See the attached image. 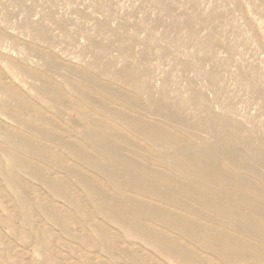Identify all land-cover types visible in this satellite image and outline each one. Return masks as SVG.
<instances>
[{
  "label": "rangeland",
  "instance_id": "1",
  "mask_svg": "<svg viewBox=\"0 0 264 264\" xmlns=\"http://www.w3.org/2000/svg\"><path fill=\"white\" fill-rule=\"evenodd\" d=\"M118 119L154 124L163 143L157 137L155 146L149 140L154 137ZM92 120L117 137L113 154L125 159L120 164L146 165L167 178L175 175L182 185L190 184L188 178L159 166L177 161L176 145L195 150L227 127L235 150L223 154L256 158L240 142L264 140V0H0V264L82 258L92 264H171L117 221L125 196L134 206L178 207L148 197L131 181L121 186V165L101 150L107 140L96 145L100 137L86 139L95 138L83 132ZM108 134L102 137L109 140ZM26 135L39 147V159L9 145L8 139L19 143ZM8 151H18L38 174L27 175ZM259 162L257 175L246 172L245 180L264 193ZM156 184L184 201V192L170 191L165 181ZM134 206L129 212L137 216ZM200 207V222L248 245L231 252L232 264H264V236L250 240ZM195 254L214 258L204 250ZM215 264L223 263L217 258Z\"/></svg>",
  "mask_w": 264,
  "mask_h": 264
},
{
  "label": "bare ground",
  "instance_id": "2",
  "mask_svg": "<svg viewBox=\"0 0 264 264\" xmlns=\"http://www.w3.org/2000/svg\"><path fill=\"white\" fill-rule=\"evenodd\" d=\"M120 116L121 118L125 117L124 115H120ZM115 119H117V116H115ZM29 121L33 123L31 120H27L28 124L30 123ZM117 122L122 123V124L128 123V121L127 123H125L124 121L122 120L120 121L119 119ZM100 124H102L100 123V121L98 124L94 122L93 120L86 122L84 126L86 127V129L84 128L83 132L88 135L90 134L93 135L95 133L97 134V135L96 134L94 135L95 138L91 136L92 138H86V139L92 141V139L97 138L96 136L100 137L98 138V140L93 141V144H96V145H99V142L102 144V142L107 140L108 146H105V147L101 146L102 152H104L106 155H109L112 161H116L115 163L117 164L119 163V161L120 163L121 161H125V159H123L122 157L120 158L117 154L116 155L113 154V151H114L113 146L115 145V142H116L113 140L117 139V137L113 136L111 138L110 135H113V134H110L111 129L109 127L102 126ZM127 125L129 127L131 126L130 129L136 133L143 131L147 135L148 138L154 137L153 139L149 138V140H151L150 142H152L154 145L155 144L159 145L160 144L159 142H162V139L160 141V136H158L160 135L162 130L160 131L158 127L154 126V124H147L145 122H142L141 120L139 121L138 119V120H134L132 124H130L129 122ZM207 126H209L210 128L211 124ZM26 128L28 129V127ZM226 128H224L223 130H221L222 129L221 128L220 129L222 131L221 133L219 131L216 132L217 134L214 140L204 141L206 143V146L195 148V150L194 149L192 150L182 149L181 147H179V145H176L178 148L175 147L176 149L173 152H174V155L176 156L177 161L173 159V162L170 161L169 163H167V161H165L166 162L165 164L164 163L159 164V166L165 165V167L168 168L171 174H177V175L179 174L180 176L188 178L186 180H189L190 182L188 181V183L190 184H187L186 183L187 181H186L185 182L186 185L184 184L182 185V183H180V180L175 181V179L173 178L175 175L174 176L172 175L173 176L172 177L169 174L174 179L173 180L172 178L165 177L166 175L164 176L158 170L153 171L154 168L153 169L148 168L146 165L143 166L142 164H140L141 165L140 167L139 163L135 165L136 167L134 166V168L132 167V165L134 164L130 162H129L130 164L125 162L124 163L125 165L119 163L121 167L120 165H118L120 167V170H121L120 172L122 173V175L126 176V177L124 176V178L126 179L123 181V183L121 182L122 184L121 186L128 185V182L131 181L132 183H135V187L139 186V188H141V190H139L141 193L147 195L148 197L152 199L155 198L161 201L163 204L173 206L174 208L178 207V211L174 208H173L174 210L168 211L166 208H162V207L160 208L159 205H158L159 207L157 208L154 205L152 206H150V204L143 205L142 203H139V206H134L133 203L130 200H128L125 196L123 198V200L124 199L125 200L121 201L123 204H121V206L119 205L121 214L119 215L120 219L117 221L121 225V227H123V229L127 230L128 232L133 231L136 235H140L144 243L149 245L156 255H159L160 258L168 261L171 264H173L172 262H176V261H182L184 263V262H189V261L193 262L194 260L198 263L215 264V259L217 258H219L223 264H230V263L232 264L233 259H230L231 254H232L231 252L234 249L242 250L243 248H247L248 245H246V243H244L243 241H240V242L237 240L231 241L230 237H227V235L225 234L226 233L224 232L225 230L222 231V230L210 227L209 225L200 222L201 220L200 218L202 217H201V212H199L197 207L198 206L200 207L202 204L204 205L206 209H209L215 212L214 214L219 215V219L222 221V225L226 229H231L239 234H242L243 236H245L246 238L250 240L252 238L261 240V238H263L264 236V193H262L261 191L262 189L260 190L257 186H254L253 184H251V182L249 181L247 182L245 180V178L248 176V175H245L246 172L251 173L252 175L256 176L257 175L256 173L257 170H255L256 166L262 165L259 161L264 163V140H261V141L259 140V142H257V139L256 140L254 139V140H249L246 142L244 141L240 142V143H243L242 145L244 146V149L246 151L251 150L255 153L257 152L256 154L257 157L251 158L249 155L248 157L246 156V158L244 157L242 158L239 156V158L236 159V156H235L234 157L235 159L232 160L223 154V153L228 154V152L235 150V147H233V143L229 142V140L226 137V134H228V133L225 134V132H228ZM37 131H38V128H37ZM104 133H105L104 136H106L108 133L110 134V135L108 134L110 137L109 140L105 137H102ZM194 136L196 137V135ZM157 137H158L159 142L158 140L157 141L155 140L157 139ZM231 137H234V136L231 135ZM30 139L31 137H28L26 135V136L19 137V140H18L19 143L18 142L15 143L13 140H9V139H8V143L10 146H13L17 150L24 149L30 152L32 154L31 155L32 157L30 158L39 159L41 155L39 153L40 152L39 147L31 145ZM163 139L166 140V138H163ZM216 150L222 151L218 153V157L216 156L217 153H215ZM17 153L13 151L12 152L8 151L6 154H7V157L9 156V159L11 160L14 159V157H19L18 159L22 167L21 169L25 173H27V175L28 173L30 174V176L38 174L36 173L35 168L33 167L31 168L32 165H28L29 163L28 159L21 157L19 155L17 156ZM28 156L30 155L28 154ZM223 162L224 163L227 162L228 165L232 166L230 167V171H228L226 168H224L221 165L223 164ZM117 164H115L116 167H117ZM10 165H11V162H10ZM114 169L116 168L114 167ZM114 169L112 168L110 169V171ZM108 171L109 170L106 171L107 174L110 173ZM225 171L229 172L230 175H228ZM111 173L109 175H114V171L112 174ZM107 174L105 175L107 176V178H109L108 177L109 175ZM163 181L166 182V185H167L166 187H168L170 191L184 192L182 194L185 197L184 201L185 200L186 201L184 202L182 200L183 198L179 199L180 197L173 198L172 196L173 198L172 199L170 195H169L170 197L169 198L167 195L169 194L167 193L169 191L167 190V192L164 193L163 192L164 189H162L163 191H161L160 190L161 188H159V184H156V183H161V182L163 183ZM55 182L60 183L61 181L57 179V181ZM193 183H194V186H193ZM163 186L164 185H162V188L165 187ZM122 189H121V192L123 193ZM136 191L139 192L138 190ZM179 195L181 194L179 193ZM107 197L109 198L110 196H107ZM91 198L93 197L91 196ZM109 200H111V201H108L109 203L113 202L111 198ZM117 200H120V199H117ZM188 201H195L197 205L193 207L189 204ZM124 202H128V205H126V203L124 204ZM113 204L114 203H112V205ZM117 204L119 203L117 202ZM114 206L115 204L113 205V207ZM133 206L138 208V214H141V215H138V214L137 216L130 215L129 211L131 210V207ZM148 209L153 210L155 213H152V212L147 213ZM118 210H119V207H118ZM142 210H146V211H142ZM142 213H147V214H142ZM192 217L195 220L192 221V219H189ZM140 218L141 219L144 218V220L142 221L140 220ZM150 224H154L157 226L158 224H161V226L159 225L160 228L159 227L157 228V226L151 227ZM161 227L169 228V229L168 230L165 229L166 230L165 231L164 228H161ZM169 230L173 232L174 230L176 232L177 231L180 232V234H182L184 238H186V240H183V238L180 237L179 234H178L179 236L171 235ZM252 240H255V239H252ZM106 250L108 251V249ZM201 250L210 252L214 258L213 259H209V258L203 259V257H198L197 259H194L196 258L194 257L196 255L195 253ZM121 255L124 256L123 252L121 253ZM111 257L113 256L111 255ZM127 258H130V257L127 256ZM85 259L86 258L84 259L82 258V260L79 259L77 263H72V264H79V263L92 264L91 262L92 260L89 261ZM105 262L107 261H104L99 264H109L108 262L107 263ZM135 264H145V263L141 262V259H136Z\"/></svg>",
  "mask_w": 264,
  "mask_h": 264
}]
</instances>
